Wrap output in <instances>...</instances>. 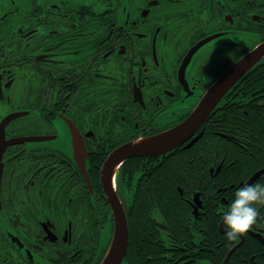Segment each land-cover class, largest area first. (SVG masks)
Segmentation results:
<instances>
[{
  "label": "flooded vegetation",
  "instance_id": "af4514ba",
  "mask_svg": "<svg viewBox=\"0 0 264 264\" xmlns=\"http://www.w3.org/2000/svg\"><path fill=\"white\" fill-rule=\"evenodd\" d=\"M263 40L264 0H0V123L21 114L0 133L18 138L1 156L0 264H100L107 156L176 126ZM235 84L183 143L117 168L129 264H264V204L237 239L222 223L264 168V76Z\"/></svg>",
  "mask_w": 264,
  "mask_h": 264
},
{
  "label": "water",
  "instance_id": "95a60500",
  "mask_svg": "<svg viewBox=\"0 0 264 264\" xmlns=\"http://www.w3.org/2000/svg\"><path fill=\"white\" fill-rule=\"evenodd\" d=\"M200 43L198 44V46ZM198 47L194 48L195 50ZM194 51H191L193 53ZM264 58V40L250 49L247 53L227 67L216 81L209 87L194 110L176 126L162 131L150 137L130 141L114 149L106 158L102 166V181L108 199L113 208L115 217L114 234L109 249L100 264H121L127 252L129 243L128 219L120 199L114 187V174L117 168L128 158L134 156H154L165 153L183 143L201 125L218 101L226 91L251 67ZM21 115V114H19ZM9 115L0 123V133L4 134V126L11 117ZM202 133L196 135L187 146L196 142ZM18 141L10 140L8 142ZM8 142H4L0 135V176L2 171V150ZM264 168L255 172L248 180V183L255 181ZM234 249V248H233ZM232 249V250H233ZM232 250L228 253L232 252Z\"/></svg>",
  "mask_w": 264,
  "mask_h": 264
},
{
  "label": "clouds",
  "instance_id": "9594fccd",
  "mask_svg": "<svg viewBox=\"0 0 264 264\" xmlns=\"http://www.w3.org/2000/svg\"><path fill=\"white\" fill-rule=\"evenodd\" d=\"M256 204H264V183L245 181L236 186L233 198L222 212V223L229 240L239 238L257 221L260 213Z\"/></svg>",
  "mask_w": 264,
  "mask_h": 264
},
{
  "label": "trees",
  "instance_id": "16d2710c",
  "mask_svg": "<svg viewBox=\"0 0 264 264\" xmlns=\"http://www.w3.org/2000/svg\"><path fill=\"white\" fill-rule=\"evenodd\" d=\"M264 76V59L260 62H258L254 67L249 69L239 80L238 82L234 85L236 88H248L247 93L251 94L253 91V88L257 87L260 85V81L262 77ZM240 89V91H243ZM201 142H204L203 137L196 143V147L201 144ZM250 174H246L245 178H247ZM235 176V174H234ZM225 184H230L231 182H237V180H230L229 175L225 176ZM180 212V210H179ZM129 224V221H128ZM129 231H130V224H129ZM131 232V231H130ZM129 232V243H128V248L126 252V256L124 259L125 264H129V254L132 249V232Z\"/></svg>",
  "mask_w": 264,
  "mask_h": 264
},
{
  "label": "rangeland",
  "instance_id": "374dc122",
  "mask_svg": "<svg viewBox=\"0 0 264 264\" xmlns=\"http://www.w3.org/2000/svg\"><path fill=\"white\" fill-rule=\"evenodd\" d=\"M141 235H142V233H141Z\"/></svg>",
  "mask_w": 264,
  "mask_h": 264
}]
</instances>
